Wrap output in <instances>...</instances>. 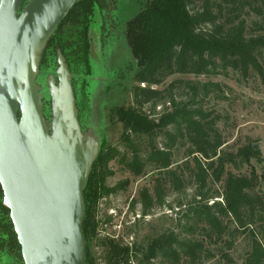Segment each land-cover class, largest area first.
<instances>
[{
	"label": "trees",
	"instance_id": "trees-1",
	"mask_svg": "<svg viewBox=\"0 0 264 264\" xmlns=\"http://www.w3.org/2000/svg\"><path fill=\"white\" fill-rule=\"evenodd\" d=\"M29 1L24 0L22 8ZM140 3L141 11L127 22L125 30L136 60V68L131 71L133 82L138 84L133 88L134 105L116 107L110 112V118L123 125L121 141L130 148L132 157L121 154L106 141L101 143L83 193L86 264H98L92 253L95 240L105 247V264H132L138 257L142 258L141 264H151L159 258L170 264H180L183 257L192 262L200 260L205 243L181 240L171 231L151 239L145 246L124 245L109 237L98 238L101 201L118 194L128 185L124 181L115 187L107 186V180L113 174L109 171L110 163L120 158V163L134 176H140L151 163L157 164L159 171H168V155L152 146L144 160L134 138H154L170 125L176 127L180 139L190 144L191 153L195 155L194 178L202 188L209 179L221 182L225 177L224 190L217 197L220 201L212 206H196L187 216L206 223L217 233L218 239L224 230L222 217H232L239 228H252L260 222L264 229V197L254 192L258 183L256 172L252 171L248 176L227 170L228 166L239 168L249 164L253 158L259 163L264 161L259 153L253 152L250 144L236 152L224 150L226 140L218 127L220 115L202 108H190L192 102L190 105L174 103L173 113L159 121L143 112L145 105L163 99L162 91L152 87L176 74L199 76L223 68L241 72L244 76L254 71L264 81V0H141ZM102 10L103 0H80L47 42L40 54L38 71L54 73L58 68V57H64L73 76L75 92L77 77L83 84L87 80L84 78L92 75L90 33L96 14ZM44 109V115L50 120V101ZM3 198L0 184V251L8 249L14 256V264H24L10 210L3 205ZM140 201L146 216L154 205L148 189L140 192ZM244 264H264V238L259 239L254 232L252 250Z\"/></svg>",
	"mask_w": 264,
	"mask_h": 264
},
{
	"label": "rangeland",
	"instance_id": "rangeland-1",
	"mask_svg": "<svg viewBox=\"0 0 264 264\" xmlns=\"http://www.w3.org/2000/svg\"><path fill=\"white\" fill-rule=\"evenodd\" d=\"M140 1L103 0V10L96 14L90 33L92 75L84 78L87 80L83 84L77 77L74 92L80 126L88 144L100 152L101 143L106 141L128 158L132 157V152L121 141L123 125L113 121L110 112L116 107L134 105L133 88L138 84L133 82L131 71L136 68V60L125 30L127 22L141 11ZM59 68L58 62L54 73L38 71L36 74L35 85L41 97L43 114L49 101L52 105V96L57 91ZM72 77L71 74V80ZM152 88L162 91L163 99L143 107V112L150 118L159 121L173 113L174 103L190 105L192 102L190 108H202L220 115L218 127L226 140L224 150L236 152L250 144L253 152L259 153L264 160V81L256 72L250 71L244 76L241 72L220 68L199 76L176 74ZM44 117L51 128L53 109L50 120ZM134 141L139 145L144 160L153 146L170 157V166L168 171H159L157 164H147L140 176H134L120 163V158L112 161L109 171L113 174L108 178L107 186L115 187L124 181L128 185L118 194L101 201L98 238L109 237L124 245L145 246L151 239L171 231L181 240L205 243L200 260L192 262L183 257L180 264H244L252 250L253 232L259 239L264 238L260 222L252 228H239L232 217H222L224 230L218 239L217 233L206 223L187 216L196 206H212L220 201L217 197L224 190L225 177L221 182L209 179L206 186L201 187L194 178L195 155L191 153L190 144L180 139L178 133L176 135L174 125L157 133L154 138L143 136L134 138ZM227 170L248 176L255 171L258 183L254 192L264 197V161L259 163L253 158L249 164L239 168L228 166ZM143 189H148L154 199V205L146 216L140 201ZM108 218L110 221H107ZM92 253L98 264H105L106 250L97 240L92 244ZM13 259L8 249L0 251V264H14ZM141 261L142 258L138 257L133 259L132 264H141ZM151 262L170 264L161 258Z\"/></svg>",
	"mask_w": 264,
	"mask_h": 264
},
{
	"label": "water",
	"instance_id": "water-1",
	"mask_svg": "<svg viewBox=\"0 0 264 264\" xmlns=\"http://www.w3.org/2000/svg\"><path fill=\"white\" fill-rule=\"evenodd\" d=\"M79 1L0 0V184L25 264H86L83 193L99 150L64 59L51 128L35 85L40 54Z\"/></svg>",
	"mask_w": 264,
	"mask_h": 264
},
{
	"label": "built area",
	"instance_id": "built-area-1",
	"mask_svg": "<svg viewBox=\"0 0 264 264\" xmlns=\"http://www.w3.org/2000/svg\"><path fill=\"white\" fill-rule=\"evenodd\" d=\"M105 226H107V225H105Z\"/></svg>",
	"mask_w": 264,
	"mask_h": 264
}]
</instances>
